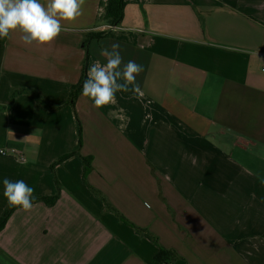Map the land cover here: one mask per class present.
I'll return each instance as SVG.
<instances>
[{
	"label": "crops",
	"instance_id": "1",
	"mask_svg": "<svg viewBox=\"0 0 264 264\" xmlns=\"http://www.w3.org/2000/svg\"><path fill=\"white\" fill-rule=\"evenodd\" d=\"M100 1L48 45L0 39V219L5 178L34 188L0 264H264V0H124L115 28ZM114 43L140 91L72 100Z\"/></svg>",
	"mask_w": 264,
	"mask_h": 264
},
{
	"label": "clouds",
	"instance_id": "2",
	"mask_svg": "<svg viewBox=\"0 0 264 264\" xmlns=\"http://www.w3.org/2000/svg\"><path fill=\"white\" fill-rule=\"evenodd\" d=\"M86 0H0V39L21 33L25 45H48L62 32L69 31L62 22H75L83 15ZM120 45L114 43L107 52L106 63L90 64L81 87V95L90 99L97 109L116 103L117 92H139L136 76L143 65L129 60L123 62ZM3 195L10 207L25 213L34 205V188L24 180H3Z\"/></svg>",
	"mask_w": 264,
	"mask_h": 264
},
{
	"label": "trees",
	"instance_id": "3",
	"mask_svg": "<svg viewBox=\"0 0 264 264\" xmlns=\"http://www.w3.org/2000/svg\"><path fill=\"white\" fill-rule=\"evenodd\" d=\"M124 5H125L124 0H101L100 1L101 14H100V18H98V24H103L106 25L107 27L119 26L121 24L123 17ZM107 34H109L108 30L104 32H96V33L88 34L85 37V43L87 44L89 43V41L93 39L103 38ZM87 70L88 68L86 61L84 65L82 78L79 84L73 88L72 100L75 99V97L81 93L82 84L87 77ZM79 146L81 147V138H80ZM85 163H86L85 175H87L88 171L91 169V161L89 159L88 160L86 159ZM16 209L17 208H13L9 206V208L6 210L4 215L1 217L0 232L5 228L9 218ZM165 255L166 252L162 250L158 256V259L162 261Z\"/></svg>",
	"mask_w": 264,
	"mask_h": 264
},
{
	"label": "built area",
	"instance_id": "4",
	"mask_svg": "<svg viewBox=\"0 0 264 264\" xmlns=\"http://www.w3.org/2000/svg\"><path fill=\"white\" fill-rule=\"evenodd\" d=\"M109 28H115V26H113V27H109ZM260 55H261V57H262L261 71L264 73V44H263L262 50H261V52H260ZM1 154H2V155H8V154H11V155H13V156L18 157L19 159H22V160L24 159L23 157L18 156L14 151H11V152L7 153L6 151L2 150V151H1Z\"/></svg>",
	"mask_w": 264,
	"mask_h": 264
}]
</instances>
